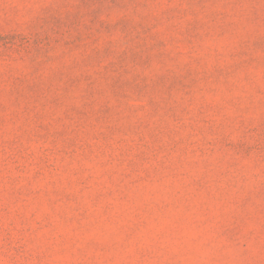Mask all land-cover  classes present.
Instances as JSON below:
<instances>
[{"label":"rangeland","instance_id":"obj_1","mask_svg":"<svg viewBox=\"0 0 264 264\" xmlns=\"http://www.w3.org/2000/svg\"><path fill=\"white\" fill-rule=\"evenodd\" d=\"M0 264H264V0H0Z\"/></svg>","mask_w":264,"mask_h":264}]
</instances>
